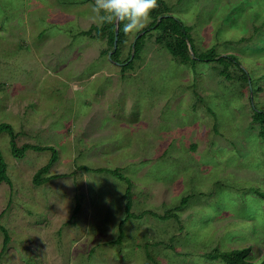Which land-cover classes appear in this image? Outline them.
Returning a JSON list of instances; mask_svg holds the SVG:
<instances>
[{"label": "rangeland", "instance_id": "374dc122", "mask_svg": "<svg viewBox=\"0 0 264 264\" xmlns=\"http://www.w3.org/2000/svg\"><path fill=\"white\" fill-rule=\"evenodd\" d=\"M165 1L192 56L213 47L241 69L183 63L148 23L125 33L122 58L143 36L122 71L106 35L86 33L101 25L95 0H0V123L18 146L45 147L15 156L0 131V264H226L207 253L247 246V263L264 264V127L251 109H264V0ZM119 174L138 216L113 242Z\"/></svg>", "mask_w": 264, "mask_h": 264}, {"label": "trees", "instance_id": "16d2710c", "mask_svg": "<svg viewBox=\"0 0 264 264\" xmlns=\"http://www.w3.org/2000/svg\"><path fill=\"white\" fill-rule=\"evenodd\" d=\"M158 7L152 10L150 16V22L149 26L143 29V34L148 32L150 28H157L158 30V35L156 36L157 40H163V37L166 35H173L175 37L174 43L171 41H165L167 48L170 50V52L179 57V60L183 63H193L196 62L197 60L199 61H204V62H210V61H218L224 66H227L229 63H238V59L232 54H220L216 53L213 47L209 48L206 53L196 55L193 52V56L189 53L188 46H187V41L189 42V28L187 29L186 25L179 19L176 18L174 15L170 14V9L167 6V4L164 2V0H157ZM174 21V25L170 24V21ZM171 21V22H172ZM126 22H120L118 25V35H117V42H116V47L113 48V40H114V22L113 23H103L99 26L94 25L89 28L88 32L86 33H91L94 29L96 31V35L99 37H103L106 35L107 43L108 46L104 50H102L103 53L107 54L109 50H112L111 57L113 59L114 55H117V60L118 62L121 63L120 67L121 70L124 71V69L127 67V65H130L134 57L139 53L137 50L138 48L141 49L142 44L138 43L139 38L143 36V34H140V36L135 37L132 42H130V48L132 49L131 52H133V57H130V53L126 55L124 58H122V45L125 44L127 40V35L124 32V24ZM94 28V29H93ZM174 31V32H173ZM191 44V43H190ZM138 46V47H137ZM140 46V47H139ZM239 68L241 69L240 65ZM223 69H221L222 71ZM246 80H247V74H246ZM252 109V117L254 121L259 122L261 127H264V109H261L257 107L256 105L252 104L251 106ZM3 129H8L9 130V143H10V148H11V153L15 156L21 157L24 155V150H26L29 147H35L38 149H43L45 147L42 146H31L28 144H24L21 147L18 146L17 141H16V134L14 131L11 130V125L10 123L7 122H1L0 123V131ZM261 133H264V131H260ZM53 159V155H51L50 161ZM50 163L47 162L46 164L40 166L33 174L32 180L36 184H40L44 181H46L51 175H45L49 168H50ZM86 168V167H85ZM101 170V169H100ZM110 172H113V174L117 173V169L110 170ZM57 176L56 174H52ZM121 175V174H119ZM123 178L126 179L127 186L126 190L124 192L126 196V201H125V217L120 221L118 225L119 229V234L117 237L112 240L113 242H118L122 236H123V230H122V225L125 223L127 219L130 217H135L138 216V214L134 213L131 211V182L127 177H124L121 175ZM2 181H7L10 185V179L7 175L6 172V163L3 160V156L0 151V182ZM261 196L264 198V193L261 194ZM187 196H183L180 200V204H184L187 200ZM76 207V206H75ZM76 211V209H75ZM165 215V214H164ZM166 216V215H165ZM3 232V239H2V246L0 248V253L5 251V248L7 246V243L10 240L9 233L7 232L6 229L2 230ZM249 252V247H242V248H236V249H231V250H218L214 249L210 252L207 253L208 257L211 258H220L226 264H249L247 263V260L245 258L246 254ZM148 255V254H147Z\"/></svg>", "mask_w": 264, "mask_h": 264}, {"label": "clouds", "instance_id": "9594fccd", "mask_svg": "<svg viewBox=\"0 0 264 264\" xmlns=\"http://www.w3.org/2000/svg\"><path fill=\"white\" fill-rule=\"evenodd\" d=\"M156 7L157 0H95L91 11L101 24L126 21L124 32L129 34L142 30Z\"/></svg>", "mask_w": 264, "mask_h": 264}, {"label": "water", "instance_id": "95a60500", "mask_svg": "<svg viewBox=\"0 0 264 264\" xmlns=\"http://www.w3.org/2000/svg\"><path fill=\"white\" fill-rule=\"evenodd\" d=\"M118 25H119V23H115V22H114V40H113V48L116 47L117 35H118ZM189 47H190V46H189ZM190 49H191V47H190ZM112 50H113V49H112ZM112 50H110V51L108 52V56L111 55ZM131 56H132V55H131Z\"/></svg>", "mask_w": 264, "mask_h": 264}, {"label": "crops", "instance_id": "0c3cea01", "mask_svg": "<svg viewBox=\"0 0 264 264\" xmlns=\"http://www.w3.org/2000/svg\"><path fill=\"white\" fill-rule=\"evenodd\" d=\"M164 2L166 3V1L164 0ZM167 4V3H166ZM168 5V4H167ZM171 7V6H170ZM170 14H172V10H170ZM115 64H118V65H121V63L119 62V63H115ZM120 70H121V67H120ZM246 258V257H245ZM246 260H247V258H246ZM260 263H263V262H260Z\"/></svg>", "mask_w": 264, "mask_h": 264}]
</instances>
